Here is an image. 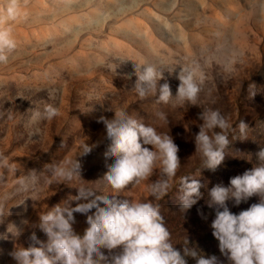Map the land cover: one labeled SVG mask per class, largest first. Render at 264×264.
Wrapping results in <instances>:
<instances>
[{
    "label": "rangeland",
    "instance_id": "obj_1",
    "mask_svg": "<svg viewBox=\"0 0 264 264\" xmlns=\"http://www.w3.org/2000/svg\"><path fill=\"white\" fill-rule=\"evenodd\" d=\"M22 9L24 18L12 24L18 48L6 65L0 64V152L20 165L15 176L5 171L0 182L4 210L0 264H16L9 253L15 247H28L32 232L47 239L36 226L39 215L77 195V186L115 193L102 179L114 158L105 156L110 141L98 120L111 119L119 110L171 135L179 147L181 166L163 199H153L148 190L158 178L159 162L152 177L130 184L118 198L159 203L178 249L182 251L187 237L205 256L216 255L229 264L212 235L215 210L208 207V192L217 184L229 186L232 177L253 168L256 153L264 147V0H22ZM225 48L236 57L231 72L216 57ZM194 61L205 66L208 76L199 106L180 107L174 100L158 104L155 95L142 100L136 94V63L164 69L175 96L179 65ZM176 65L174 72L167 71ZM48 103L61 114L33 123L32 113L43 111ZM209 108L219 109L236 128L225 159L214 171L201 168L194 139L203 123L199 114ZM159 112L166 120L158 117ZM240 120L249 125L247 138L239 137ZM83 141L96 146L90 154L77 157L79 178L49 186L45 166L75 158ZM31 170L38 172L39 185L17 194V180ZM186 175L198 177L204 187L202 197L182 214L179 182ZM257 202L254 195L238 206L229 200L228 206L238 214ZM74 216L73 227L83 235L86 215ZM186 259L195 264L193 258Z\"/></svg>",
    "mask_w": 264,
    "mask_h": 264
},
{
    "label": "clouds",
    "instance_id": "obj_2",
    "mask_svg": "<svg viewBox=\"0 0 264 264\" xmlns=\"http://www.w3.org/2000/svg\"><path fill=\"white\" fill-rule=\"evenodd\" d=\"M24 15L22 0H0V64L6 65L18 48L12 24L23 19ZM216 57L225 71L233 70L236 57L226 48L218 50ZM177 66L167 71L172 73ZM134 68L137 79L133 88L140 99L155 95L158 104H169L174 100L180 107L185 104L199 106L198 99L208 79L205 66L199 61L179 65L177 78L180 83L175 96L164 77V69L138 63ZM162 79L165 82L160 84ZM250 95L254 92L250 91ZM60 114L58 107L48 103L43 111L32 113V121H50ZM157 115L166 120L163 112ZM199 118L203 123L194 137L196 152L202 157L201 168L214 171L225 159L231 143L229 137L236 128L219 109H204ZM98 122L104 124L106 138L110 141L105 156L114 158L111 164L106 165L107 171L102 179L115 193L104 194L91 187L77 186V195L39 215L36 226L46 235V240H40L32 232L29 237L32 243L28 247H15L9 253L16 264H188L187 257L193 258L195 264H223L216 255L205 256L197 246L190 245L187 237L182 243V251L178 249L172 243L159 203L118 198L130 184H139L152 177L158 162V178L148 190L155 200H161L168 194L171 180L181 166L179 147L172 136L142 123L126 110L114 111L111 119L101 116ZM236 127L239 137L247 138L249 125L240 120ZM34 134H38V130ZM95 146L83 141L75 158L46 165L50 176L45 182L50 186L79 178L77 157L90 154ZM256 156L258 162L253 168L232 177L229 186L217 184L208 192V207L215 210V218L210 225L212 235L218 240L219 251L229 264H264V147ZM19 168L20 165L10 162L0 152V182L5 180V171L15 176ZM37 173L31 170L17 180V194L37 188L40 182ZM202 187L204 185L196 176L181 178L178 209L182 214L202 197ZM254 195L259 197V202L252 203L238 214L230 210L229 200L238 206ZM74 213L86 215L88 226L83 235L73 227L76 223ZM200 214L203 216L202 212ZM2 216L4 210L0 207ZM19 235L18 230L16 237ZM104 249L108 250L107 255ZM116 249L119 251L114 252Z\"/></svg>",
    "mask_w": 264,
    "mask_h": 264
}]
</instances>
